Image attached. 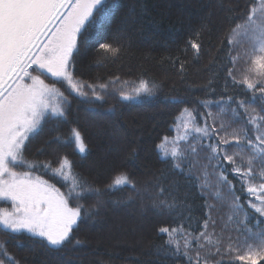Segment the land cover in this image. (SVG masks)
<instances>
[{
  "label": "trees",
  "instance_id": "1",
  "mask_svg": "<svg viewBox=\"0 0 264 264\" xmlns=\"http://www.w3.org/2000/svg\"><path fill=\"white\" fill-rule=\"evenodd\" d=\"M251 3L252 0H108L112 9L109 17L102 19L100 13H94L93 22L78 37V50L72 58L73 76L86 85L108 84V89L100 93L104 99H92L87 87L84 91L89 96L82 97L66 84L57 83L68 99L64 104L66 121L46 116L39 132L26 142L23 155L33 163L52 162L53 168L66 156L73 162L74 171L87 181L86 188L100 189L101 194L86 191L79 199H69L72 208L82 206V215L73 226L70 240L58 248L28 232L12 233L0 228V246L18 264H189L183 255L167 254L164 241L168 237L159 234L158 228L183 223L186 230L198 233L209 211L206 201L214 202V216H226L229 208L226 202L202 194L197 181L174 172L157 145L165 136L174 135L172 127L185 108L198 122L206 117L208 111L201 101L233 96L257 111L264 106V98L258 93L253 98L245 87H234L230 81L225 92L227 69L233 67L230 55L245 51L230 46L228 38L236 25L245 22ZM192 40L201 45L198 54L191 48ZM105 42L119 52L111 54L99 49V43ZM242 67L243 60L233 72L238 80L242 78L238 73ZM117 78L119 82L111 83ZM44 79L48 84L55 82L54 78ZM141 79L154 85V93L134 100L122 99L120 92L132 94ZM231 107L236 108V103ZM238 112L240 121L232 128L247 120L243 109ZM218 118L223 120L222 116ZM72 128L83 137L84 153L69 139ZM15 168L30 171L54 189L68 193L69 183L51 170ZM121 173L129 176L137 191L127 186L107 189ZM228 178L245 206L241 215L248 214L246 226H256L258 219L264 218L249 206L247 186L230 171V166ZM158 185L168 190L157 195ZM173 198L176 206L171 209L154 204ZM7 204L0 201V209ZM76 240L82 243L76 244ZM190 255L195 264V252ZM208 259L212 264L217 257Z\"/></svg>",
  "mask_w": 264,
  "mask_h": 264
},
{
  "label": "snow or ice",
  "instance_id": "2",
  "mask_svg": "<svg viewBox=\"0 0 264 264\" xmlns=\"http://www.w3.org/2000/svg\"><path fill=\"white\" fill-rule=\"evenodd\" d=\"M62 9H67V13ZM94 13H100L102 19L109 17L112 9L108 6V0H0V201L12 203L11 211L0 210V226L12 233L26 231L41 237L54 248L70 240L73 226L82 215V206L70 208L69 199H79L86 191L99 196L101 190L86 188L87 181L74 171L73 162L66 156L59 159L58 166L53 168L52 162L33 163L25 160L23 154L26 142L39 132L46 116L50 114L66 121L64 104L68 103V99L56 87L57 83L66 84L82 97L89 96L84 91L87 87L92 99H104L100 93L108 89V84L86 85L73 76L72 58L78 50V37L86 25L93 22ZM57 21L59 23L53 31L51 25ZM232 33L233 36L240 34L249 37L251 50H246L242 55H230L229 62L233 67L227 69L225 92L230 81L234 87H245L253 98L257 93L264 98V0H252L245 22L236 25ZM42 37H47L46 43ZM190 43L198 54L201 45L195 40ZM233 43L238 41L229 37L228 44L231 46ZM99 49L111 54L119 52L118 48L106 42L99 43ZM242 60L248 64V74L238 80L233 72ZM33 65V70L50 74L55 82L46 84L39 75H32L29 69ZM180 68L183 70L184 65L181 64ZM250 75L252 78H249ZM117 82L118 78L111 81ZM153 93L154 85L141 79L132 94L121 91L120 96L124 100H132ZM233 103H236V108L231 107ZM201 104L206 108L210 104L220 107L219 116L231 113V121L226 123L221 119L217 127L215 119L211 125L205 120L201 127L197 125L192 111L185 108L181 113V116L184 113L188 116L183 122L185 134L171 140L165 136L157 148L166 162H171L174 172L197 181L202 194L226 202L229 212L221 218L223 227L219 233L216 232L217 222L212 217V210L216 206L207 201L205 207L209 211L203 221L202 231H188L183 223L174 227H160L157 231L168 237L164 241V247L169 249L167 254L183 255L189 264H193L190 255L193 251L195 264H209L210 256L219 257L212 264H260L264 261V229L252 233L259 241L258 246L245 241L247 249L244 250L239 244L233 243L231 231L240 232L244 229L249 217L245 213L243 219L240 218L245 206L239 202L240 197L235 195V186L228 178V171L230 166V171L247 186L248 194L256 199L255 203L249 200V206L259 217L264 218V106L257 111L256 108L246 107L243 100L236 101L233 96H227V99L221 97L217 101H201ZM238 109L244 110L247 120L240 127L232 128V124L240 121ZM206 115L212 117L211 112ZM221 132L224 134L220 135ZM192 134L198 136L199 144L192 143L189 138ZM213 137L216 138L214 143H204ZM69 139L80 153L86 151L78 129H70ZM232 148L235 150L229 154ZM204 150L206 152L201 156ZM16 166L51 170L53 175L69 183L67 195L59 189H53L47 181L33 177L30 171H15ZM256 180L261 182L256 184ZM124 186L137 191L136 184L124 173L116 176L107 189L117 190ZM158 189L157 195H163L168 190L159 185ZM154 204L161 209H171L176 206V201L175 198L171 201L164 199ZM257 224H264V219H258ZM229 225L234 227L230 228ZM235 239L238 241L239 237ZM80 243V240H76V244ZM201 250H204L203 257ZM242 251L243 254H240ZM0 264L18 262L6 248L0 246Z\"/></svg>",
  "mask_w": 264,
  "mask_h": 264
},
{
  "label": "rangeland",
  "instance_id": "3",
  "mask_svg": "<svg viewBox=\"0 0 264 264\" xmlns=\"http://www.w3.org/2000/svg\"><path fill=\"white\" fill-rule=\"evenodd\" d=\"M56 28V27H55ZM55 28L53 31H55ZM234 41H238V43H233V45L237 48H239L240 50L244 49L245 48V51L246 50H251V42H250V39L249 37H245L243 35H240V34H237L235 36H232ZM47 42V41H46ZM244 51V52H245ZM240 52V51H239ZM244 65L245 67H242L239 69L238 73L240 75H246L248 74L247 72V68H248V64H246L244 62ZM35 69V65H33V68L32 69H29V71L32 72V75H39L40 78L42 80H44V82L46 84H48V82L44 79V78H50L52 79V77L50 76V74L48 73H43L41 74V72L39 70H33ZM249 78H252V76L250 75ZM30 82V81H29ZM134 100V99H132ZM210 110V111H209ZM207 111L208 112H211L212 113V117H204L203 119H201L199 122L198 120H196V123L197 125L199 126H203L204 125V122L205 120H207V123L209 125H211L213 123V120L215 119L216 120V126L219 127V121L221 120V118H218L220 117L218 114L216 113H220V107H217L215 105H209V107H207ZM92 117L95 116V115H91ZM223 120L227 123L229 121H231L232 119V114L231 113H228L227 115H223ZM95 118V117H94ZM188 119V116H187V113H184L183 116H179L176 120V123L173 125V130H174V135L173 136H170L168 137L170 140L171 139H174V138H178L180 136H183L185 134V130H184V127H183V122L185 120ZM228 131L230 132L231 131V128L228 129ZM224 133H220V135H223ZM192 141V143H195V144H199L200 141H199V138L198 136H196L195 134H192L190 137H189ZM215 137H213L210 141L209 140H205L204 143H209V142H215ZM171 147V145H169V148ZM161 156H162V153H161V150L158 149ZM235 149L232 148V149H229V153H231L232 151H234ZM206 150L202 151L201 152V156H203L205 154ZM163 157V156H162ZM214 163V161H213ZM15 171L17 172H27L26 170H22V168H15L14 169ZM33 177H36L34 175H32ZM43 180V179H41ZM44 181V180H43ZM256 184H259L260 182H255ZM49 185V184H48ZM51 186V185H50ZM53 188V187H52ZM54 189V188H53ZM248 194V192H247ZM249 195V194H248ZM249 200H251L252 202H256V199L255 197L253 196H250L249 195V199H248V202ZM9 202V204H7L5 206L4 209H7L8 211H11L12 210V203L10 201H7ZM212 205H214V202H212ZM70 208H72L71 206H69ZM0 210H3V209H0ZM212 217L213 219L216 220L217 224H216V232L219 233L221 231V228L223 227V220L221 219L222 217H225V215H221V214H216L214 216V212H212ZM240 218L243 219V215H240ZM256 226H254V224H248V226H246L244 229H242L240 232H236V231H231V236L234 238L233 239V243L234 244H239L244 250L247 249V244H252L253 246H258L259 245V241L252 235V233H257V232H260L262 229H264V224H255ZM234 225H229L230 228H233ZM257 227V228H256ZM0 228H3L2 226H0ZM250 230V231H249ZM209 231H211V229H209ZM31 234V233H30ZM229 233H225V235H228ZM32 235V234H31ZM236 237H239V240L237 241L235 238ZM41 238V237H40ZM245 241H247V244L245 243ZM183 243V241L181 240V244ZM227 243V242H226ZM203 251L201 255H204V250H201ZM214 251V249H213ZM240 254H243V251L240 253ZM212 256L208 257V258H211ZM214 257H217V256H214ZM217 259H219V257H217Z\"/></svg>",
  "mask_w": 264,
  "mask_h": 264
},
{
  "label": "water",
  "instance_id": "4",
  "mask_svg": "<svg viewBox=\"0 0 264 264\" xmlns=\"http://www.w3.org/2000/svg\"><path fill=\"white\" fill-rule=\"evenodd\" d=\"M66 10H67V9H62V11H63L64 13H65ZM57 22H58V21H57ZM57 22H54V24L51 25L52 29H53L54 26L57 24ZM46 38H47V37H42L41 39H42V41L44 42Z\"/></svg>",
  "mask_w": 264,
  "mask_h": 264
}]
</instances>
